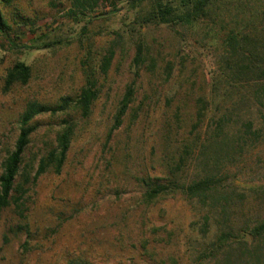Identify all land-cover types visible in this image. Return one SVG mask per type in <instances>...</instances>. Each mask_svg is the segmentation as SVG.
<instances>
[{
	"label": "rangeland",
	"instance_id": "rangeland-1",
	"mask_svg": "<svg viewBox=\"0 0 264 264\" xmlns=\"http://www.w3.org/2000/svg\"><path fill=\"white\" fill-rule=\"evenodd\" d=\"M9 6L3 11L19 49H10L0 36V174L28 103L56 106L62 98L76 97L89 72L101 95L89 119L74 114L76 134L62 172L50 170L27 184L22 214L14 206L0 211V264H189L197 207L179 193L147 205L141 180L165 176L166 156L189 138L196 99L208 88L221 52L218 21L176 32L150 26L139 33L152 47L157 66L154 72L141 71L136 101L109 139L113 117L134 80L133 40L126 36L116 44L106 75L98 68L105 50L117 41L115 34H123L134 17L127 0L117 1L119 9L96 18L86 32L84 23L62 18L69 7L65 0H11ZM97 12H112V5ZM234 13L223 15L225 22H241L243 17ZM23 20L35 26H24ZM58 40L67 43L44 47ZM18 62L31 67L32 77L27 85L6 89V73ZM168 62L172 73L165 71ZM144 96L150 100L139 109ZM65 118L57 114L34 120L37 130L25 154L33 172L54 147ZM194 166L187 171L188 181Z\"/></svg>",
	"mask_w": 264,
	"mask_h": 264
},
{
	"label": "trees",
	"instance_id": "trees-1",
	"mask_svg": "<svg viewBox=\"0 0 264 264\" xmlns=\"http://www.w3.org/2000/svg\"><path fill=\"white\" fill-rule=\"evenodd\" d=\"M65 1L69 7L62 18L74 25L84 23L82 32H86L87 25L96 18L116 12L117 1L122 0ZM10 4L11 0H0V36L15 50L19 48L11 39V26L3 11ZM105 4L112 5V12L98 13ZM127 5L134 17L123 34H115L117 41L113 40L105 50L98 68L100 74L106 75L117 54L116 44L126 36L133 40L134 80L113 117L109 139L123 125L136 101L135 84L141 71L154 72L157 66L152 47L137 37L139 33L150 26L176 32L178 28L188 29L205 22L216 25L218 21L221 52L208 88L196 99L195 122L189 138L166 156L165 176L141 180L143 199L151 205L179 193L197 207L200 217L191 225L196 235L189 240L193 243L189 264H264V0H127ZM230 12L242 16L241 22H225L223 15ZM29 23L35 26V22L23 20L24 26ZM64 42L67 43L58 40L44 47ZM165 71H172V63L168 62ZM31 77V67L18 62L6 73V89L16 84L27 85ZM100 93L94 72H89L76 97L62 98L56 106L36 101L27 104L19 118L14 149L2 163L0 211L14 206L22 214L21 206L29 191L27 184H35L50 170L62 172L76 134L74 114L89 119ZM149 100L144 96L138 108ZM57 114L66 118L56 132L55 145L33 172L34 168L25 163V154L37 130L33 122L39 116ZM191 166L194 173L188 181L186 174ZM70 264L91 263L82 260Z\"/></svg>",
	"mask_w": 264,
	"mask_h": 264
}]
</instances>
